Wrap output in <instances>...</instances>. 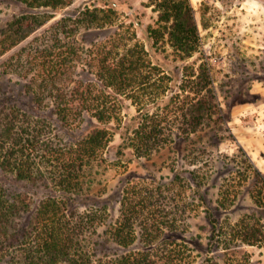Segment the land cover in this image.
<instances>
[{
    "label": "trees",
    "instance_id": "16d2710c",
    "mask_svg": "<svg viewBox=\"0 0 264 264\" xmlns=\"http://www.w3.org/2000/svg\"><path fill=\"white\" fill-rule=\"evenodd\" d=\"M16 1L28 10L0 18V59L21 45L18 54L0 65V170L46 191L37 202L33 193L9 192L0 183V264H192L187 243L157 244L159 235L148 224H138V208L149 206L143 199L134 204L123 194L117 217L110 215L106 200L100 209L70 208L91 188L94 179L89 182V177L96 165H103V152L118 131L123 139L118 152L133 149L138 157H150L201 131L212 132L210 140L218 137V142L232 136L223 126L207 61L186 64L179 75L158 56L156 46L161 44L170 46L176 60L200 52L202 37L192 0H151L158 20L146 31L150 49L140 42L122 48L114 38L90 48L80 42L82 25L113 23V7L87 6L76 17L58 19L50 27L55 31L46 30L49 35L31 38L73 0ZM124 94L132 95L139 109L135 124L122 130ZM88 116L95 121L85 126ZM221 130L227 134H219ZM240 150L242 159L234 156L225 162L226 167L233 163L236 175L232 169L223 177L218 202L222 207L234 203L250 182L252 198L263 208L264 173ZM192 174L199 188L207 181L197 170ZM208 211L226 247L264 241L260 219L245 216L224 229ZM138 239L142 246L136 245Z\"/></svg>",
    "mask_w": 264,
    "mask_h": 264
},
{
    "label": "rangeland",
    "instance_id": "374dc122",
    "mask_svg": "<svg viewBox=\"0 0 264 264\" xmlns=\"http://www.w3.org/2000/svg\"><path fill=\"white\" fill-rule=\"evenodd\" d=\"M192 2L202 37L200 52L186 60H176L170 46L161 44L159 48L156 46L158 56L168 70L179 75L186 64L207 61L222 107L223 126L232 136L221 142L218 137L211 141L212 132L201 131L188 140L181 139L165 146L150 157H138L133 149H125L124 154L118 152L123 140L118 131L103 152V165H96L89 177V182L91 177L94 179L89 183L91 188L83 197L72 201L70 208L86 211L94 206L100 209L99 206L103 207L108 201L110 215L117 217L123 194L134 204L143 199L149 206L142 208L144 204H141L138 208V224H148L150 230L159 235L157 244L167 241L187 243L191 247L187 251L191 253L192 264H264V241L257 244L233 242L231 247H226L224 234H215L208 211L211 209V215L224 229H231L228 224L245 216L256 217L264 224V207L254 202L250 182L241 187L234 203L222 207L218 202L223 177L232 169L236 175L233 163L226 167L225 162L234 156L242 159L241 147L264 173V0ZM87 6L113 7L117 13L113 23L106 26H81L77 37L86 47L114 38L123 43L122 48L124 43L140 42L150 49L146 31L150 25L157 26L158 20L151 0H73L58 8L56 16L31 38L44 33L49 35L51 32L46 30L55 31L50 27L58 19L76 17ZM27 10L16 0H0V18ZM133 33L137 37L129 39ZM122 36L126 38L121 39ZM20 46L3 56L0 65L12 53L18 54ZM120 98L121 129L124 130L125 126L135 124L133 117L138 113L139 104L132 95L124 94ZM23 105L28 107V101ZM94 121L88 116L85 126ZM219 134L227 132L221 130ZM205 148L207 152H203ZM194 170L207 177L200 188L192 180ZM174 179L172 184L168 183ZM0 183L9 192L25 190L33 193L37 202L46 191L42 186H34L1 170ZM143 244L138 239L136 245ZM117 249L120 253L125 251Z\"/></svg>",
    "mask_w": 264,
    "mask_h": 264
}]
</instances>
